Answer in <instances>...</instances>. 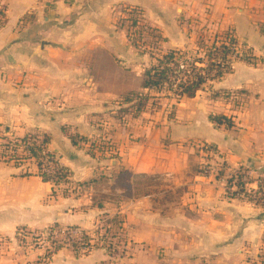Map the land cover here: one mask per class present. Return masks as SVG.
Wrapping results in <instances>:
<instances>
[{
	"label": "crops",
	"instance_id": "0c3cea01",
	"mask_svg": "<svg viewBox=\"0 0 264 264\" xmlns=\"http://www.w3.org/2000/svg\"><path fill=\"white\" fill-rule=\"evenodd\" d=\"M185 1L0 0V134L48 133L49 150L71 172L70 182L54 194L53 185L36 174L37 164L15 166L0 158V235L9 240L0 242V264L25 263L13 235L17 227L58 224L94 237L100 223L115 215L123 216L134 246L127 264L228 262L236 250V257L242 254L244 243L262 244L264 206L229 199L214 175L189 170L198 161L191 155L195 146L205 154L201 143L213 148L217 163L264 170V37L258 31L246 32L257 43L249 47L260 58L256 63L233 62L231 72L209 80L192 98L155 97L137 116L116 113L126 94L147 91L143 73L155 59L117 26L122 10L114 9L145 7L165 49H179L196 38L180 22L199 13L177 5ZM220 114L231 124L211 119ZM63 127L87 141L75 144ZM99 136L104 153L89 145ZM112 153L116 157H107ZM121 171L169 177L183 187L181 204L163 215L148 194L99 207L87 182ZM115 190L126 191L121 184ZM108 255L105 248L84 256L62 248L45 264H98Z\"/></svg>",
	"mask_w": 264,
	"mask_h": 264
},
{
	"label": "rangeland",
	"instance_id": "374dc122",
	"mask_svg": "<svg viewBox=\"0 0 264 264\" xmlns=\"http://www.w3.org/2000/svg\"><path fill=\"white\" fill-rule=\"evenodd\" d=\"M184 3L185 5L178 2L177 5L179 7H188V11L190 8H195L199 11L198 14L193 16L191 15L187 18H180V22L184 25L186 32L188 34L191 32L196 34L194 43L191 46L177 49L183 52V57L187 59V61L193 63L199 58L206 60L208 59L207 54L209 49L214 45H216L217 49H220L222 43H227L232 39L235 40L233 50H231L230 53L232 63L236 61H245L249 64H254L260 59L258 56H255L254 52L249 48L250 44L257 43L248 39L247 35L254 32L257 34L258 31L261 36L264 37V0H248L247 3L236 2L235 0H212V2H209L208 0H186ZM218 3L220 4L218 5ZM126 8L127 7L125 6L116 7L114 11L122 10V13L119 14L120 20H117L116 24L118 27L124 28L127 35L130 34V37L137 40L134 42L135 40H132L127 36L131 43L141 52L151 54L154 59L155 57L162 55L165 51H168L169 48L168 50L165 49V38L160 32L161 29L156 25L151 24V22L144 17L145 7L136 6V8L140 9V13L138 14L140 23L135 29H131V31L129 30V24L131 23V20L129 19L130 14L129 16L127 15L129 12L125 10ZM181 13L182 10L180 8L176 15L178 16V14ZM213 13L216 15L213 16ZM247 31L249 34L246 33ZM155 61L156 59L153 63H155ZM196 64L198 66L203 65V63L200 62H196ZM153 95H158L156 97H159V99L166 96L175 97V94L168 90L154 92ZM119 102L122 103L123 101L120 99ZM154 102V99L150 100L152 105ZM173 107L175 106L173 105ZM116 110H118L116 113L120 118L126 114L135 116V113L133 114V110H131L127 104H122L120 108L116 107ZM172 110L174 109L172 108ZM12 137L13 136H4L0 134V158L3 159V153L6 150L5 147H3V145H5L4 143H6L7 138ZM90 140L91 143L98 146L97 150L102 153L105 152L106 149L103 147H107V145L102 142L104 141L102 136L96 137L95 139L91 138ZM197 149L198 148L195 146V150L193 149L194 152L192 150L191 155H196L198 161L195 160L197 161L195 165L191 164V167L189 168L190 171L196 170L202 173L209 164H218L214 161L215 159L213 156H210L209 154L200 155V152L198 153V151H196ZM107 157L112 158L116 157V155L112 153ZM200 157L203 158L201 163L199 162ZM9 163L14 165V162ZM21 163L26 164V167L30 166L33 168L36 161L34 158H31L24 160ZM35 170V172H38V169ZM25 172L28 173V170L24 171V173ZM118 186L117 179H115V181L104 179V181L98 183V186L95 187L94 194L99 201H108L112 203H119L120 200L124 201L129 200V198H134V192L132 191L131 194L127 189L126 191L117 193L115 189ZM60 187L57 188V191ZM140 189L142 192L147 191L152 195L154 207L163 215L170 213L172 209L175 211V208L179 206L178 204H181L183 187L173 186V182H171L169 177L161 175L149 176L142 180ZM139 197H143V195H140ZM120 217L123 223V216L121 215ZM104 223L105 222H101L100 224ZM122 227V230H120L119 227L113 229L108 236V240H104L101 234H95L94 237L92 236L95 240L94 247L91 248L89 245L82 246V249L87 252L79 254L78 256L89 255L92 251L98 248H105L109 257L100 261L98 264H127L125 258H128L130 253L133 252L132 248L134 246L129 240V236H127L124 225H122ZM68 232H70L75 239H78L82 229L49 224L43 228L17 227L13 235L20 246V253L25 256L24 264H45L62 248L73 251V245L75 242H71L66 238ZM0 236V242H9L5 236ZM107 241H112L111 246ZM11 246L15 247L16 245ZM57 248L59 249L56 250ZM238 249H240L242 253L238 254V257H236V250V252L232 254L234 257L230 261L226 262L221 258H213L214 260L212 259V264H260L261 260L264 258V242L258 246L246 242Z\"/></svg>",
	"mask_w": 264,
	"mask_h": 264
},
{
	"label": "trees",
	"instance_id": "16d2710c",
	"mask_svg": "<svg viewBox=\"0 0 264 264\" xmlns=\"http://www.w3.org/2000/svg\"><path fill=\"white\" fill-rule=\"evenodd\" d=\"M139 13L140 9L138 8H134L129 11V19L131 20V23L129 24L130 31L139 25ZM3 16L4 15H2V12H0V21H2ZM128 36L132 40H135L134 42L137 41L133 37H130V34ZM229 42L222 43L220 49H217L216 45H214L208 50V59L203 60L199 58L193 63L187 61V59L183 57V52L177 49H169L160 56H154L156 59L155 63L146 67L143 73L142 88L147 91L130 92L122 98V103L127 104L131 110H133V114L135 113V116H137L141 112L145 111L150 106V104L153 103H150V100L155 99L156 95H152L150 93L151 91H172L175 94V97L178 99L194 97L197 91H199L209 80L221 78L232 71L233 68L230 53L231 50H233L235 40L232 39ZM196 62L203 63L204 65L198 66ZM211 119L220 124L223 122L231 124L230 120L222 114L213 115L211 116ZM63 131L69 135L75 144H78L80 141H87V139H85L83 136L70 133L69 130H67V127H63ZM40 135L43 136V142L38 143L37 141ZM50 140V135L42 131H35L22 137L14 136L12 138H7L6 143H4L5 145H3V147L6 149L3 153V160L14 162L15 166H21L23 164L21 162L24 160L34 158L38 168V172L36 174L39 175L43 181L50 182L53 185V193L56 194V188L70 182L69 179L71 172L66 166L60 164V162H57L58 160L53 157L56 156L53 152H49L48 155L57 162L55 171L42 170V150L44 146H47L48 148ZM228 167L230 168L229 165ZM231 169L240 178L241 175L248 169V167L242 165L235 168L231 167ZM22 174L28 175L29 173L25 172ZM130 178H132V182H130ZM145 178H147L145 175H132L129 171H121L115 175H112L111 177L99 175L90 179L87 184L96 187L98 186V183L104 181V179L109 181H115V179H117L119 186L121 184V186H124V188L129 190L128 192L131 194L133 191L134 198H138L140 195L145 196L149 194L147 191L142 192L140 189L142 180ZM94 202L99 207H102V201H99L96 195ZM55 225L59 226L58 224ZM117 227H119L120 230L123 229L122 220L119 215H115L105 220L104 224L98 226L96 232L97 234H101L104 240H108L109 234ZM107 243L111 246L112 241H107ZM94 244L95 240L93 237L90 234L84 232L81 239L75 241V244L73 245V252H75L77 255L85 253L87 251L82 249V246L89 245V247L92 248L94 247ZM58 249L59 248L56 250ZM260 264H264V258L261 260Z\"/></svg>",
	"mask_w": 264,
	"mask_h": 264
},
{
	"label": "built area",
	"instance_id": "2783aa9c",
	"mask_svg": "<svg viewBox=\"0 0 264 264\" xmlns=\"http://www.w3.org/2000/svg\"><path fill=\"white\" fill-rule=\"evenodd\" d=\"M204 65V64H203ZM202 65V66H203ZM38 143L43 142V136L38 137ZM89 144V143H88ZM90 148L95 151L98 149L94 143H90ZM200 149L205 154L210 156H215V151L208 144L201 143ZM51 152L47 146H44L41 156V167L43 171H55V166L59 160L56 156H53L55 159L50 158L48 153ZM204 176H213L215 179L224 186L225 195L229 199H241L253 202L254 204H259L264 206V170L262 167L258 169H248L241 175L239 178L235 172L228 167V165L222 161L217 165L209 164L205 170L202 172ZM57 233V232H56ZM84 231L81 232L78 239H75L73 235L68 232L66 238L69 241L75 242L80 240L83 236Z\"/></svg>",
	"mask_w": 264,
	"mask_h": 264
}]
</instances>
